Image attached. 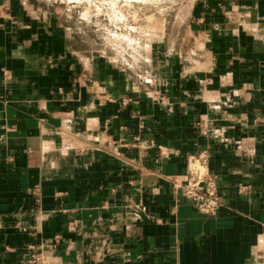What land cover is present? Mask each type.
<instances>
[{
    "label": "crops",
    "instance_id": "1",
    "mask_svg": "<svg viewBox=\"0 0 264 264\" xmlns=\"http://www.w3.org/2000/svg\"><path fill=\"white\" fill-rule=\"evenodd\" d=\"M231 4L129 66L0 0V264H264V0ZM201 151L216 216L173 188Z\"/></svg>",
    "mask_w": 264,
    "mask_h": 264
},
{
    "label": "rangeland",
    "instance_id": "2",
    "mask_svg": "<svg viewBox=\"0 0 264 264\" xmlns=\"http://www.w3.org/2000/svg\"><path fill=\"white\" fill-rule=\"evenodd\" d=\"M196 2L192 8V2ZM224 0H23L39 10L41 21L69 27L75 47L100 50L109 56H119L126 64L123 52L126 38L150 31L155 24H223L231 16L238 24L240 16L226 14ZM238 0H231V6ZM49 10L52 15L44 13ZM29 16V15H28ZM47 17V18H46ZM137 63V62H136ZM131 65L133 64L130 63ZM135 64V63H134Z\"/></svg>",
    "mask_w": 264,
    "mask_h": 264
},
{
    "label": "built area",
    "instance_id": "3",
    "mask_svg": "<svg viewBox=\"0 0 264 264\" xmlns=\"http://www.w3.org/2000/svg\"><path fill=\"white\" fill-rule=\"evenodd\" d=\"M150 31L126 38L127 48L123 52L126 65L147 61ZM209 153L201 151L198 155L190 156L188 173L182 182L175 181L174 191L193 204L200 212L208 216H216L223 204V197L219 191L216 177L210 172Z\"/></svg>",
    "mask_w": 264,
    "mask_h": 264
}]
</instances>
